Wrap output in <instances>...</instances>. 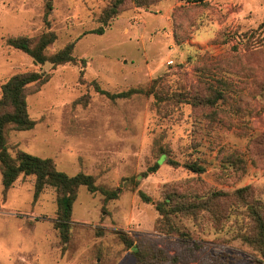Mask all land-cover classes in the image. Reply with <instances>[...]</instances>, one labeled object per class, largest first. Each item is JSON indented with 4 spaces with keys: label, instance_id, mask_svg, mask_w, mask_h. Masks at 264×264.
Instances as JSON below:
<instances>
[{
    "label": "rangeland",
    "instance_id": "1",
    "mask_svg": "<svg viewBox=\"0 0 264 264\" xmlns=\"http://www.w3.org/2000/svg\"><path fill=\"white\" fill-rule=\"evenodd\" d=\"M110 1L0 0V98L17 73L51 76L27 97L35 126L8 130L10 153L106 190L79 187L64 246L57 189L35 198V175L21 174L5 190L0 169V264H140L118 231L163 249V264H264L243 239L247 204H264V0H125L105 23ZM49 28V52L73 42L74 61L40 65L7 43ZM201 199L195 215L158 209Z\"/></svg>",
    "mask_w": 264,
    "mask_h": 264
},
{
    "label": "trees",
    "instance_id": "2",
    "mask_svg": "<svg viewBox=\"0 0 264 264\" xmlns=\"http://www.w3.org/2000/svg\"><path fill=\"white\" fill-rule=\"evenodd\" d=\"M125 0H111L108 7L102 14V20L106 23L117 15ZM139 2V1H138ZM144 3L139 2V5ZM50 10L52 3H49ZM47 25L50 21L47 20ZM105 27L100 26L92 29L91 32L104 33ZM57 40V34L49 28L38 37L27 35L9 36L7 43L17 49H20L32 56L37 64L43 65L51 62L54 65L66 64L75 60L74 47L75 44L69 43L63 48L49 52V48ZM50 74L31 70L13 75L2 85V96L0 98V169L2 171L4 189L8 190L18 177L23 175H35V198L47 186H53L58 191L57 198V218L54 221L55 228L58 229L61 241L64 246L70 241L72 227V210L73 203L77 197L78 189L82 185H86L91 192L106 190L96 183L92 174L79 172L75 175L57 169L56 162L51 157H41L25 150H20L16 156H13L8 147L7 132L9 129L27 130L35 126L36 121L32 119L28 111L27 97L31 92L40 90V86L50 80ZM102 93L108 94L111 98L126 97L137 90L131 88L126 91L109 93L105 89L99 87ZM208 103L214 104L216 98L208 99ZM161 158L150 167L152 171L157 170L161 164ZM168 163L177 164L178 162L168 158ZM186 166L194 172L201 173L205 167L196 161L188 163ZM247 190L246 187L238 190V196ZM116 194V192H113ZM215 196V194H212ZM175 195H168L166 202H171ZM207 200L183 201L171 205L169 208L163 203L158 204V209L162 214L168 212L186 211L191 214H197L200 208H206ZM248 214L250 217L248 227L244 233V241L260 252L261 259L264 263V204L255 201L248 203ZM169 218L168 216H166ZM165 230H173L174 227L168 226ZM172 234V231H168ZM123 242L130 248L134 249V253L140 264H163L168 261L169 257L161 248L143 247L139 239L129 237L125 232L118 231ZM182 234H184L182 232Z\"/></svg>",
    "mask_w": 264,
    "mask_h": 264
}]
</instances>
